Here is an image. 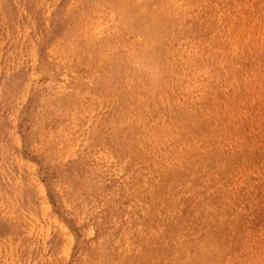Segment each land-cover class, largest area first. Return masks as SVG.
I'll list each match as a JSON object with an SVG mask.
<instances>
[{
	"label": "bare ground",
	"instance_id": "6f19581e",
	"mask_svg": "<svg viewBox=\"0 0 264 264\" xmlns=\"http://www.w3.org/2000/svg\"><path fill=\"white\" fill-rule=\"evenodd\" d=\"M129 1L137 4L128 9L137 20L131 36H142L127 59L139 68L114 72L112 170L101 173L108 166L97 160L79 184L66 179L65 208L77 224L103 227L84 264H208L201 261L223 254L235 264L251 241L264 247V227L231 229L235 207L240 218L264 215L256 206L264 204V101H251L247 119L243 100L264 73L260 47L250 27L249 44L229 28L249 23L233 0ZM75 144H65L68 152ZM71 195L95 196L93 209L74 212ZM123 199L136 223H122Z\"/></svg>",
	"mask_w": 264,
	"mask_h": 264
},
{
	"label": "rangeland",
	"instance_id": "374dc122",
	"mask_svg": "<svg viewBox=\"0 0 264 264\" xmlns=\"http://www.w3.org/2000/svg\"><path fill=\"white\" fill-rule=\"evenodd\" d=\"M239 2L233 0L249 23L239 20L229 28L249 44L250 27L264 57V0ZM128 9L136 10L137 4L0 0V264H84L98 241L103 227L89 220L92 229L85 232L66 209V179L79 184L99 160L108 166L101 173L112 170L114 72L123 63L135 75L139 68L135 59H127L142 36H131L130 21L137 20ZM155 38L159 42L162 34L155 32ZM258 81L243 98L248 99L247 119L257 106L251 101H258L257 96L264 101V73ZM70 141L76 144L68 152L65 144ZM259 177H264L262 172ZM70 198L74 212L83 207L91 211L95 205L92 195ZM122 206V223H136L127 199ZM240 212L234 208L237 221L231 229L264 227V215L252 211L240 218ZM252 244L240 248L235 264H264V247ZM221 258L201 263L228 262L225 254ZM160 262L165 264V258Z\"/></svg>",
	"mask_w": 264,
	"mask_h": 264
}]
</instances>
